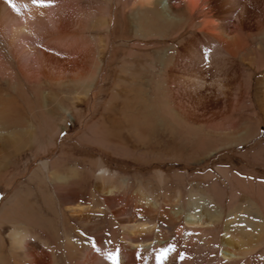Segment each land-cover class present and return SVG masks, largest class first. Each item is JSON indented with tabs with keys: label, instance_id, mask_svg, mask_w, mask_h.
<instances>
[{
	"label": "rangeland",
	"instance_id": "rangeland-1",
	"mask_svg": "<svg viewBox=\"0 0 264 264\" xmlns=\"http://www.w3.org/2000/svg\"><path fill=\"white\" fill-rule=\"evenodd\" d=\"M138 1L51 0L53 20L38 18L27 38L33 55L0 58V102L11 110L0 107V177L9 169L0 210L18 191L23 200L17 222L0 227V245L8 249L15 225L33 231L26 221L39 211L56 224L43 204L53 191L40 172L47 162L70 183L61 196L91 212L116 209L96 189L101 168L142 201L219 203L227 224L242 227L245 246H254L238 264H264V0H168L167 11L162 0L146 8L134 7ZM59 218L62 241L96 242L70 218L65 233ZM104 220L105 240L115 236L120 250V226ZM179 249L178 264H222L219 249L212 257L200 241Z\"/></svg>",
	"mask_w": 264,
	"mask_h": 264
},
{
	"label": "bare ground",
	"instance_id": "bare-ground-1",
	"mask_svg": "<svg viewBox=\"0 0 264 264\" xmlns=\"http://www.w3.org/2000/svg\"><path fill=\"white\" fill-rule=\"evenodd\" d=\"M162 1L163 8L166 11L170 10L168 0ZM14 2L18 7H21V15L19 16L12 11L4 0H0V58H4L3 55H5V57L13 58V60L21 52L33 55V49L26 44L28 42L32 43L27 38L34 37L39 25L37 24V19H40L39 22L53 20V18L49 17V12L52 11L49 8L41 9L40 11L44 12L36 14L37 9L30 4V10L22 14L25 11L22 6L25 4L29 5L28 0H14ZM152 2L153 0H139L134 7L146 8L151 6ZM190 2L194 6L197 3L196 0H190ZM217 40L226 47L229 45L221 37H218ZM15 44L20 49L19 52L16 50ZM8 86L6 87L11 90L12 86L9 84ZM91 87L92 84L87 82L86 87L83 89L85 94L91 90ZM3 89L8 91L5 87ZM11 100L14 104H17L16 98ZM3 101L5 103V100ZM8 103L9 101L4 105L0 102L2 104L0 106L2 107L1 110H8ZM10 106H12L11 109L16 107ZM144 110L148 115L146 119H152L151 110L141 109L140 113L142 115H144ZM9 111H11L10 107ZM13 111L15 112L14 109ZM16 112L19 113L17 110ZM10 117L15 120V116L10 115ZM15 122H19V119L16 118ZM5 128V125L0 124V135L5 133L3 130ZM32 142L33 139L30 137L28 143L31 144ZM17 151L12 152L9 155L10 157H7L8 160L7 158L5 159L6 163L9 161L10 166L14 156L18 155L19 151ZM100 170L104 171V173L100 175L101 183L97 184L96 189L108 197H112L113 206L116 209L111 206H105L100 211L91 212L82 207L79 203L80 199L63 198L61 195L71 188L69 186L70 183L58 181L56 175L50 172L48 163H41L40 172L42 173V178L49 182L53 190L50 200L43 202V204L45 209H47L46 211L49 210V212L58 217L57 222L55 224L53 221L46 220L47 218L42 214L43 211H39L29 222L24 218L27 220L26 223H29L27 227H33V231L22 227V225L13 226L7 240L8 249L0 245V264H112V261L108 258L109 254H116L117 264H158L157 254L162 249L166 250L170 246H174L175 250L168 251L166 259L161 261L160 264H178V254L181 252L179 245H183L185 249V247H193L198 241H200L204 249L208 250L212 257H216V251L219 249V258L222 264H238L254 251V246H245L247 242L243 238L242 227L233 228L231 224H227L224 219L223 208L220 207L219 203L214 206L215 208L219 206L216 208L217 211L212 213L211 211L215 208L210 207V200L191 201L185 205H182L178 199L166 200L160 203L153 198L147 199L143 197L144 201H142L134 193L129 195L130 191L111 185L108 181L109 174L105 175L107 171L103 168ZM8 175L9 169L7 166L2 175L3 177H0V184L3 183ZM22 206L23 200L19 196L18 191L1 208L0 227L2 228L5 222L15 224L14 222H17L18 218L13 220V217L18 211H21ZM128 208L130 209L129 213L127 212ZM183 215H185V228L182 227ZM59 217H62V226H64L65 233L68 228V224L65 221L70 218L92 234L96 242L84 241L81 236H77L78 238L76 237L75 240L65 236L66 238L62 241L59 236ZM107 217L108 221L120 226L122 237L120 250L118 249L115 236L113 243L107 242L104 238L106 235L104 219ZM261 223L264 224L263 221ZM257 225L256 222L252 223L255 231H257ZM217 243H219V246H217Z\"/></svg>",
	"mask_w": 264,
	"mask_h": 264
},
{
	"label": "snow or ice",
	"instance_id": "snow-or-ice-1",
	"mask_svg": "<svg viewBox=\"0 0 264 264\" xmlns=\"http://www.w3.org/2000/svg\"><path fill=\"white\" fill-rule=\"evenodd\" d=\"M4 2L12 9L16 15H21V7H18L17 4L14 2V0H4ZM31 4L34 7L37 8H47L54 6L51 3V0H31ZM24 8H27V5H23ZM174 246H170L168 249L164 250L162 249L159 254H157V262L160 264L161 261L166 259V253L168 251H174ZM108 258L112 261V264H117V256L116 254H109ZM183 258V257H181Z\"/></svg>",
	"mask_w": 264,
	"mask_h": 264
}]
</instances>
